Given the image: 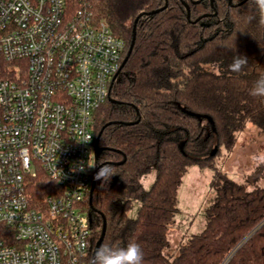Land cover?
Listing matches in <instances>:
<instances>
[{
  "label": "trees",
  "instance_id": "1",
  "mask_svg": "<svg viewBox=\"0 0 264 264\" xmlns=\"http://www.w3.org/2000/svg\"><path fill=\"white\" fill-rule=\"evenodd\" d=\"M88 2L94 20L124 42L122 60L138 21L132 52L110 91L114 102L107 100L93 114L95 144L105 148L95 162L110 163L116 174L109 182L95 180L91 207L90 192L79 205L94 231L86 262L104 219L102 244L124 247L135 241L144 264H264V185H259L264 162L243 182L215 167L248 123L264 136V100L250 95L264 75V26L248 20L257 15L254 5L249 0ZM165 4L157 14H144ZM236 54L248 57L241 73L228 68ZM7 68L0 61L3 77ZM191 167L214 171L209 183L214 196L202 230L185 234L172 248L169 228L180 212V187ZM153 170L155 178L145 188L143 179ZM95 172L88 168L91 182ZM53 188L43 172L30 179L32 207H44Z\"/></svg>",
  "mask_w": 264,
  "mask_h": 264
},
{
  "label": "built area",
  "instance_id": "2",
  "mask_svg": "<svg viewBox=\"0 0 264 264\" xmlns=\"http://www.w3.org/2000/svg\"><path fill=\"white\" fill-rule=\"evenodd\" d=\"M123 51L88 0H0V264H89L93 114ZM39 172L54 188L34 208Z\"/></svg>",
  "mask_w": 264,
  "mask_h": 264
},
{
  "label": "rangeland",
  "instance_id": "3",
  "mask_svg": "<svg viewBox=\"0 0 264 264\" xmlns=\"http://www.w3.org/2000/svg\"><path fill=\"white\" fill-rule=\"evenodd\" d=\"M95 162L92 152L89 164ZM264 162V136L256 127L248 123L238 134L237 143L232 152L223 153L215 167L226 172L237 182H243L260 163ZM93 169V168H92ZM212 169L200 170L191 167L183 178L180 187V212L176 214L169 228V241L172 248H176L184 234L200 232L203 228L204 211L212 202L214 192L210 188ZM155 178V171H151L144 179L145 188H149ZM259 185H264L260 181ZM138 203H134L129 216L135 217ZM189 236L187 234L186 238ZM185 238V239H186Z\"/></svg>",
  "mask_w": 264,
  "mask_h": 264
},
{
  "label": "clouds",
  "instance_id": "4",
  "mask_svg": "<svg viewBox=\"0 0 264 264\" xmlns=\"http://www.w3.org/2000/svg\"><path fill=\"white\" fill-rule=\"evenodd\" d=\"M251 5H254L257 15L248 17V20H258L259 25L264 26V0H249ZM248 64V57L245 55L236 54L233 56L232 63L228 66L229 70L235 73H241ZM250 95L264 100V75L258 76L254 81L250 90ZM91 137L87 138V141ZM87 168L98 169L93 177L96 181L109 182L113 175L110 163L95 162L87 164ZM85 166L81 163L73 171L84 172ZM89 264H144V253L139 243L129 241L126 246L113 247L110 244H102L95 249Z\"/></svg>",
  "mask_w": 264,
  "mask_h": 264
},
{
  "label": "water",
  "instance_id": "5",
  "mask_svg": "<svg viewBox=\"0 0 264 264\" xmlns=\"http://www.w3.org/2000/svg\"><path fill=\"white\" fill-rule=\"evenodd\" d=\"M231 1H232V0H229V5H231ZM182 4H183V6H184L185 9H186V12H187V18L189 19V16H190L189 6H188L185 2H183V1H182ZM166 6H167V4H165L164 7L160 8V9H158V10H154V11H151V12H149V13H144V14H146V15H154V14H157V13L163 11V10L166 8ZM141 15H142V14H141ZM198 20H199V19H197L196 21H198ZM137 21H138V18L134 21V24H133L132 40H131V44H130V46H129V49H128V51H127V54H126L125 58H124L123 61H122V64H121L120 70H119V71L117 72V74L113 77L112 82H111V84H110V87H109V95H108V100H109L110 102H114V101L111 100V98H110V91H111L112 85H113L114 81L117 79V77H118V75H119L121 69H122L123 66L126 64L128 58H129V56H130V54H131V52H132V48H133V45H134V42H135V33H136V24H137ZM132 124H133V123H127L126 125H132ZM96 141H97V140H96ZM104 150H105V148H99V147L97 146V144H95V150H94V157H95V160L99 157L100 153H101L102 151H104ZM121 163H122V162H120L119 164H121ZM97 170H98V169H96V171H97ZM94 175H95V174H94ZM93 177H94V176H93ZM94 186H95V180L92 178L91 188H90V196H89V205H90V207L92 206V205H91V194H92V191H93V189H94ZM89 221H90V220H89ZM105 231H106V224H105V220L103 219V225H102V229H101L100 237H99V239L97 240V242H96V244H95V246H94V248H93V251H92V255H91V257L93 256L95 249H97L98 247L101 246L102 241H103V238H104V235H105Z\"/></svg>",
  "mask_w": 264,
  "mask_h": 264
},
{
  "label": "crops",
  "instance_id": "6",
  "mask_svg": "<svg viewBox=\"0 0 264 264\" xmlns=\"http://www.w3.org/2000/svg\"><path fill=\"white\" fill-rule=\"evenodd\" d=\"M203 226H204V222H203ZM187 234H193V233H190V232H189V233H186V235H187ZM184 235H185V234H184ZM168 238H169V235H168Z\"/></svg>",
  "mask_w": 264,
  "mask_h": 264
}]
</instances>
